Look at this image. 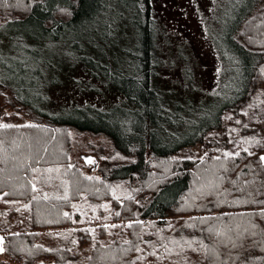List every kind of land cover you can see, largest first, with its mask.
Instances as JSON below:
<instances>
[{"label":"trees","instance_id":"trees-1","mask_svg":"<svg viewBox=\"0 0 264 264\" xmlns=\"http://www.w3.org/2000/svg\"><path fill=\"white\" fill-rule=\"evenodd\" d=\"M133 2L134 65L121 91L138 126L87 123L78 131L17 96L0 103V114L9 107L28 120L0 117V257L9 264H264V0H248L229 30L238 91L215 120L194 126L188 119L191 134L176 142L157 128L170 105L154 85L161 54L153 1ZM87 4L0 0V24L34 20L51 33ZM5 90L0 84V95ZM77 134L111 144L106 159L82 163L87 173L71 162ZM198 144L205 151L197 159L190 151Z\"/></svg>","mask_w":264,"mask_h":264},{"label":"rangeland","instance_id":"rangeland-1","mask_svg":"<svg viewBox=\"0 0 264 264\" xmlns=\"http://www.w3.org/2000/svg\"><path fill=\"white\" fill-rule=\"evenodd\" d=\"M152 1L161 54L154 85L163 97L160 103L170 105L164 112L165 123L157 128L169 132L160 133L161 138L172 137L176 142L191 134L185 124L188 119L195 121L194 126L213 114L215 120L218 110L238 91L242 79L229 30L248 0ZM86 2L88 8L74 23L51 33L34 20L0 24V84L6 89L0 103L17 96L33 111L58 118L78 131L87 123L138 126L139 115L126 105L121 91L123 74L134 65L138 18L134 2ZM6 111L0 117L16 114L19 122H28L18 115L20 111L9 107ZM72 151V164L84 168L82 163H95L90 156L106 159L111 144L100 136L77 134ZM204 151L198 144L190 152L198 159ZM5 260L0 257L9 264Z\"/></svg>","mask_w":264,"mask_h":264},{"label":"snow or ice","instance_id":"snow-or-ice-1","mask_svg":"<svg viewBox=\"0 0 264 264\" xmlns=\"http://www.w3.org/2000/svg\"><path fill=\"white\" fill-rule=\"evenodd\" d=\"M85 159H87V158H85ZM261 159L264 160V157H261Z\"/></svg>","mask_w":264,"mask_h":264}]
</instances>
